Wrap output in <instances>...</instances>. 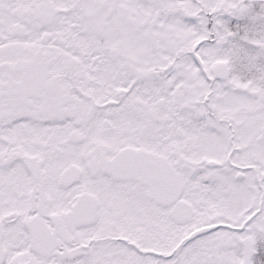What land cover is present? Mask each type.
Returning a JSON list of instances; mask_svg holds the SVG:
<instances>
[{
    "label": "snow or ice",
    "instance_id": "6c2138e0",
    "mask_svg": "<svg viewBox=\"0 0 264 264\" xmlns=\"http://www.w3.org/2000/svg\"><path fill=\"white\" fill-rule=\"evenodd\" d=\"M0 264H264V0H0Z\"/></svg>",
    "mask_w": 264,
    "mask_h": 264
}]
</instances>
